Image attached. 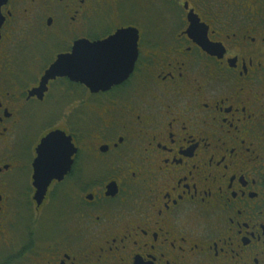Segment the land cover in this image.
Wrapping results in <instances>:
<instances>
[{
    "label": "flooded vegetation",
    "instance_id": "1",
    "mask_svg": "<svg viewBox=\"0 0 264 264\" xmlns=\"http://www.w3.org/2000/svg\"><path fill=\"white\" fill-rule=\"evenodd\" d=\"M113 35L109 83L39 90ZM56 131L70 167L38 200ZM0 264H264V0H0Z\"/></svg>",
    "mask_w": 264,
    "mask_h": 264
},
{
    "label": "water",
    "instance_id": "2",
    "mask_svg": "<svg viewBox=\"0 0 264 264\" xmlns=\"http://www.w3.org/2000/svg\"><path fill=\"white\" fill-rule=\"evenodd\" d=\"M106 43H95L94 49L97 53L92 55L89 60L81 64L80 57L77 56L75 51L69 55H60L58 60L53 63L49 68L45 77L42 80L41 88L47 85L50 78H55L58 75L72 74V71H80L89 69L91 70L96 64H98L102 59L106 58ZM78 74V73H77ZM112 76L100 74L98 72L92 71L89 76H81L79 79L86 82H90V86L93 87L94 84H107L112 80ZM100 86V85H99ZM98 88V87H97ZM53 138L58 142L55 152L49 150L52 145ZM39 156L36 158L34 163L35 175L34 181L37 187L38 200H41L47 193L48 186L51 184L53 178L62 179L63 175L69 170L71 157L69 149L71 148L69 144V138L63 131L51 132L48 137L44 138L39 146ZM44 151V155L43 154Z\"/></svg>",
    "mask_w": 264,
    "mask_h": 264
},
{
    "label": "snow or ice",
    "instance_id": "3",
    "mask_svg": "<svg viewBox=\"0 0 264 264\" xmlns=\"http://www.w3.org/2000/svg\"><path fill=\"white\" fill-rule=\"evenodd\" d=\"M193 31L198 37H200L198 25L195 26ZM128 39L129 38L126 36L113 35L112 41L109 42L113 45L112 54L102 59L92 68V70L104 75L118 76L124 70V55L131 51V49L127 46ZM57 143L58 142L53 138V142L49 150L55 152ZM44 151L45 150H43L42 156L44 155Z\"/></svg>",
    "mask_w": 264,
    "mask_h": 264
}]
</instances>
